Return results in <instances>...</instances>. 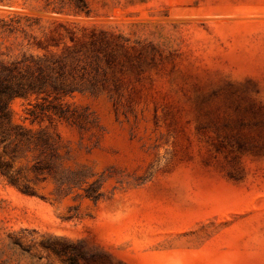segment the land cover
I'll use <instances>...</instances> for the list:
<instances>
[{
    "label": "rangeland",
    "instance_id": "374dc122",
    "mask_svg": "<svg viewBox=\"0 0 264 264\" xmlns=\"http://www.w3.org/2000/svg\"><path fill=\"white\" fill-rule=\"evenodd\" d=\"M82 1L0 0V60L58 22L119 43L83 127L9 101L55 148L0 142V264H264V0Z\"/></svg>",
    "mask_w": 264,
    "mask_h": 264
},
{
    "label": "trees",
    "instance_id": "16d2710c",
    "mask_svg": "<svg viewBox=\"0 0 264 264\" xmlns=\"http://www.w3.org/2000/svg\"><path fill=\"white\" fill-rule=\"evenodd\" d=\"M79 2L78 12L87 13L85 3ZM32 39L30 44L35 46V52L24 51L11 60H0V142L10 139L9 143L14 144L12 152L24 141L33 142L43 149L41 152L54 151L55 147L45 132L27 136L22 127L13 125L9 101L33 96L35 101L26 111L31 121L56 119L83 127L88 117L85 109L65 99L76 93H93V85L99 82L97 77L103 71L101 61L114 60V53L108 49L119 45L106 32H77L61 22L43 39ZM93 49L104 50V57L93 53ZM38 164L37 161L33 165L34 170L40 169ZM0 169L6 174L5 164L0 163Z\"/></svg>",
    "mask_w": 264,
    "mask_h": 264
}]
</instances>
